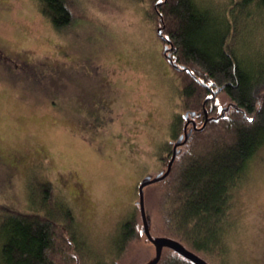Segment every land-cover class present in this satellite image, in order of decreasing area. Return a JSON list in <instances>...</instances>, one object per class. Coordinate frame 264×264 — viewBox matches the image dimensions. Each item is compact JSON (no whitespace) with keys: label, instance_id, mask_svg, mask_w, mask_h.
<instances>
[{"label":"rangeland","instance_id":"obj_1","mask_svg":"<svg viewBox=\"0 0 264 264\" xmlns=\"http://www.w3.org/2000/svg\"><path fill=\"white\" fill-rule=\"evenodd\" d=\"M64 1L71 20L56 29L37 0H0V218L7 210L49 214L39 206L44 186L69 209L83 264H145L155 249L142 232L138 184L166 170V144L172 153L184 133L185 119L175 137L170 131L186 112L180 79L148 0ZM199 1L215 9L228 2ZM235 12L226 14L231 34L241 28L232 46L247 57L264 46V25L257 15L242 25ZM248 170L231 193L226 252L199 254L209 264H264V145ZM156 183L144 187L150 233L173 238ZM129 217L142 235L118 254L115 239Z\"/></svg>","mask_w":264,"mask_h":264},{"label":"trees","instance_id":"obj_2","mask_svg":"<svg viewBox=\"0 0 264 264\" xmlns=\"http://www.w3.org/2000/svg\"><path fill=\"white\" fill-rule=\"evenodd\" d=\"M148 2L153 15L157 13L164 37L172 42L171 58L177 65L188 67L198 79L186 70L174 69L180 79L182 109L195 111L193 119L198 126L203 123L202 104L210 91L201 83L213 90L222 87L205 105L209 116L219 115L221 94L230 104L223 116L192 132L179 147L169 175L156 183L160 189L159 208L169 234L198 255H223V239L230 226L227 211L231 193L264 145V46L247 57L246 53L239 56L232 43L241 28L236 26L237 34H231L233 25L226 14L236 10L234 18H240L242 25L257 15L264 25V0H228L221 9L199 0ZM37 3L56 29L70 23L64 0ZM229 36L232 41L227 42ZM184 119L182 113L172 119L173 137ZM166 149L170 156V143ZM42 189L45 195L39 206L49 214L7 210L0 218V264H83L79 254L81 241L69 229V209L56 205L47 194V187ZM57 215L65 224L57 222ZM140 235L134 217L123 221L115 239L117 253ZM157 264L192 263L172 251Z\"/></svg>","mask_w":264,"mask_h":264},{"label":"water","instance_id":"obj_3","mask_svg":"<svg viewBox=\"0 0 264 264\" xmlns=\"http://www.w3.org/2000/svg\"><path fill=\"white\" fill-rule=\"evenodd\" d=\"M157 34L166 42V45L164 46V49H163V54H164L165 58L168 60V63L172 66V68H174L175 70H186L192 77H194L198 81V79L195 77L194 74L191 73V71L188 67L183 66V65H177L173 61L171 56L169 54H167V52L172 49L173 45H172V42L169 39H167L166 37H164V35L162 34V27L157 28ZM168 44L170 46H168ZM201 84L203 86H205L206 88H208V90L210 91V94H209V96H207L205 98V101L214 99L216 94L219 91H221V89H222V87H218V88L213 90V89H211V87L209 85L204 84V83H201ZM229 106L226 108H221L219 115H217L215 117L213 116V117L208 118L207 112H205L206 118H205V121L203 122L201 127H197L196 123L193 119V117L196 115L195 111L185 112L184 117H185L186 122L184 124V133L178 137V139L175 141V143L173 145L171 157L167 163L166 170H161L158 173H156L155 175H145L141 179V181L139 182V184H138V197H139L138 204H139V208H140V217L142 220V232L147 237L149 242H151L153 244L154 249H155L154 257H152L150 260H148L145 264H157L161 258L162 251L164 248H169V249L173 250L175 253L182 256L186 260L190 261L192 264H209L204 258H202L197 253H195L194 251L187 248L180 241L173 239L171 237H167V236H152L151 235V233H150V220H149L148 216L146 215L145 209H144V202H143L144 187L149 185V184L156 183V182L163 180L169 174L171 167H172V164H173L176 156L180 152V149L178 147H180L182 144L185 143V141L188 139V137L192 133V131L193 130H201L205 126V124L207 123L208 120H212V119L217 120L220 116H223L225 110H227L229 108ZM189 116L191 117V119H189ZM189 122H192V128H190L188 131H186V127H187V124Z\"/></svg>","mask_w":264,"mask_h":264},{"label":"flooded vegetation","instance_id":"obj_4","mask_svg":"<svg viewBox=\"0 0 264 264\" xmlns=\"http://www.w3.org/2000/svg\"><path fill=\"white\" fill-rule=\"evenodd\" d=\"M167 54H169L172 57L171 51H168ZM189 127H190V124H189Z\"/></svg>","mask_w":264,"mask_h":264},{"label":"snow or ice","instance_id":"obj_5","mask_svg":"<svg viewBox=\"0 0 264 264\" xmlns=\"http://www.w3.org/2000/svg\"><path fill=\"white\" fill-rule=\"evenodd\" d=\"M249 119H252L251 117H249Z\"/></svg>","mask_w":264,"mask_h":264}]
</instances>
